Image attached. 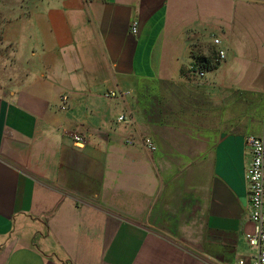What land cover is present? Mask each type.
<instances>
[{
  "label": "crops",
  "instance_id": "crops-1",
  "mask_svg": "<svg viewBox=\"0 0 264 264\" xmlns=\"http://www.w3.org/2000/svg\"><path fill=\"white\" fill-rule=\"evenodd\" d=\"M263 131L264 0H0V264L252 263Z\"/></svg>",
  "mask_w": 264,
  "mask_h": 264
},
{
  "label": "built area",
  "instance_id": "built-area-1",
  "mask_svg": "<svg viewBox=\"0 0 264 264\" xmlns=\"http://www.w3.org/2000/svg\"><path fill=\"white\" fill-rule=\"evenodd\" d=\"M139 22L133 21L131 24V33L136 35L139 32ZM215 44H219L220 40L215 39ZM219 57H225V51H219ZM128 91H110L106 94L109 98H118L128 95ZM62 109L67 108L68 97L62 96ZM119 123L130 122L126 115L118 117ZM72 139L74 145L83 148L88 143L87 137L79 133H73ZM129 145H133L135 141L129 139ZM142 144L150 151H155L156 146L152 139L144 138ZM247 149L250 154L251 160L246 168V180L249 191L250 201V218L254 223V230L246 235L247 241L251 247L257 249V254L254 261L250 264H264V131L260 135H250L247 137ZM238 264H246L241 259Z\"/></svg>",
  "mask_w": 264,
  "mask_h": 264
},
{
  "label": "clouds",
  "instance_id": "clouds-1",
  "mask_svg": "<svg viewBox=\"0 0 264 264\" xmlns=\"http://www.w3.org/2000/svg\"><path fill=\"white\" fill-rule=\"evenodd\" d=\"M57 140H59V137H57Z\"/></svg>",
  "mask_w": 264,
  "mask_h": 264
}]
</instances>
